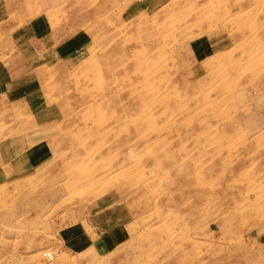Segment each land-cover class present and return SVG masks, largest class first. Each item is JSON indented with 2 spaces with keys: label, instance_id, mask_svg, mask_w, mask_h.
<instances>
[{
  "label": "rangeland",
  "instance_id": "1",
  "mask_svg": "<svg viewBox=\"0 0 264 264\" xmlns=\"http://www.w3.org/2000/svg\"><path fill=\"white\" fill-rule=\"evenodd\" d=\"M0 264H264V0H0Z\"/></svg>",
  "mask_w": 264,
  "mask_h": 264
},
{
  "label": "bare ground",
  "instance_id": "2",
  "mask_svg": "<svg viewBox=\"0 0 264 264\" xmlns=\"http://www.w3.org/2000/svg\"><path fill=\"white\" fill-rule=\"evenodd\" d=\"M119 106H120V104H119ZM116 119H117V118H116ZM116 119H115V120H116Z\"/></svg>",
  "mask_w": 264,
  "mask_h": 264
}]
</instances>
